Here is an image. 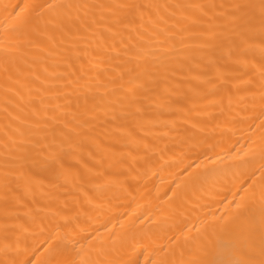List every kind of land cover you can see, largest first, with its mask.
<instances>
[{"label":"bare ground","instance_id":"1","mask_svg":"<svg viewBox=\"0 0 264 264\" xmlns=\"http://www.w3.org/2000/svg\"><path fill=\"white\" fill-rule=\"evenodd\" d=\"M0 264H264V0H0Z\"/></svg>","mask_w":264,"mask_h":264}]
</instances>
